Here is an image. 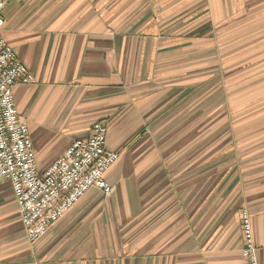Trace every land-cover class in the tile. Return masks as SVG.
Listing matches in <instances>:
<instances>
[{"label":"crops","instance_id":"0c3cea01","mask_svg":"<svg viewBox=\"0 0 264 264\" xmlns=\"http://www.w3.org/2000/svg\"><path fill=\"white\" fill-rule=\"evenodd\" d=\"M40 169L95 122L120 160L37 243L0 183V264H264V0H11Z\"/></svg>","mask_w":264,"mask_h":264},{"label":"built area","instance_id":"2783aa9c","mask_svg":"<svg viewBox=\"0 0 264 264\" xmlns=\"http://www.w3.org/2000/svg\"><path fill=\"white\" fill-rule=\"evenodd\" d=\"M10 1L0 0V183L11 182L26 235L35 243L90 190L113 192L106 174L120 154L107 148L108 126L98 121L90 138L73 141L49 166L39 168L30 130L21 121L14 97V86L33 82L34 77L2 36V12ZM240 218L243 256L249 264H259L251 216L244 209Z\"/></svg>","mask_w":264,"mask_h":264},{"label":"rangeland","instance_id":"374dc122","mask_svg":"<svg viewBox=\"0 0 264 264\" xmlns=\"http://www.w3.org/2000/svg\"><path fill=\"white\" fill-rule=\"evenodd\" d=\"M108 130H109V129H108ZM107 136H108V135H107ZM120 158H121V156H120ZM119 160H120V159H119ZM114 165H115V164H114ZM114 165H113V166H114ZM113 190H114V188H113ZM83 197H84V196H83ZM83 197H82V198H83ZM82 198H81V199H82ZM75 205H76V204H75ZM75 205H74V206H75ZM74 206H73V207H74ZM73 207H72V208H73ZM24 229H25V228H24ZM26 237H27V235H26ZM27 240L29 241L28 237H27ZM39 241H40V240H39ZM39 241H38V242H39ZM29 242H30V241H29ZM30 243H32V242H30ZM35 243H37V242H35ZM32 244H34V243H32Z\"/></svg>","mask_w":264,"mask_h":264}]
</instances>
